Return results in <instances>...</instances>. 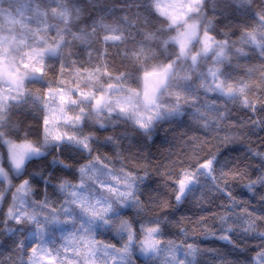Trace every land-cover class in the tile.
<instances>
[{
	"label": "clouds",
	"instance_id": "clouds-1",
	"mask_svg": "<svg viewBox=\"0 0 264 264\" xmlns=\"http://www.w3.org/2000/svg\"><path fill=\"white\" fill-rule=\"evenodd\" d=\"M63 4L70 12L73 33L92 31L93 22L101 18L123 23L135 17L131 0H63ZM44 7L50 9L49 23H58L51 19L56 6ZM187 21L197 27L187 57L180 55L178 47L160 43L146 53L147 65L171 63L174 68V75L157 92L154 104L146 106L143 102L139 78L144 68L137 63L134 72L121 71L131 74L124 88L136 93L133 108L124 112L112 104L110 109L98 111L94 104L89 105L88 115L79 123L57 124L60 140L45 132L46 113L39 103L29 99L10 107L0 121V221L7 220L8 227L16 228L7 212L17 205L24 186L31 189L29 212L33 208L40 212L39 205L45 201L62 210L72 198L60 186L83 183L81 167L95 162L121 177L136 178L132 191L136 200L120 203L113 197L110 215L125 218L136 228L145 222L157 224L161 247L165 241L180 246L179 264H185L188 246L202 249L194 259L187 258L188 264H219L220 260L255 264L264 254V183L254 184V190H249L248 184L264 175V156L256 155L257 151L264 153V128L249 123L256 114L249 115L244 97L226 95L219 82L227 81L235 88L245 76L246 66L264 65V52L244 40L250 33L264 37V0H199L197 11L190 13ZM161 26L166 27L162 20L156 29ZM205 33L215 42L207 52L203 51ZM170 35L174 32L165 38ZM96 37L102 41L103 33ZM210 68L220 71L216 82L208 74ZM48 74L53 76L54 70ZM249 82L256 84V78ZM46 88L44 82L25 84V92L31 90L33 95ZM127 94L121 90L111 99ZM260 95L257 87L247 93V98L252 101ZM137 113L142 114L146 126L137 123ZM25 140L34 151L17 168L7 142ZM206 160L212 162L210 167L203 166ZM185 171L193 176L184 193L178 195L176 181ZM89 187L103 191L99 183L89 182ZM240 201L245 202L243 208ZM72 207L75 220L62 225L63 230L77 228L76 221H87L78 203L73 201ZM246 209L251 210L247 219L255 226L252 230H245L241 217ZM226 214H231V231L227 233L221 223ZM97 226L100 238L114 243L120 240L116 232L100 227L99 222ZM33 227L25 223L17 234L30 232ZM9 235L0 232V246H9ZM221 235L225 238H219ZM137 238L142 239V235L137 233ZM209 248L215 252L204 251ZM134 256L136 264H161L160 257L140 251Z\"/></svg>",
	"mask_w": 264,
	"mask_h": 264
},
{
	"label": "snow or ice",
	"instance_id": "snow-or-ice-1",
	"mask_svg": "<svg viewBox=\"0 0 264 264\" xmlns=\"http://www.w3.org/2000/svg\"><path fill=\"white\" fill-rule=\"evenodd\" d=\"M43 4L55 5L57 11L51 15L58 23H49L50 9ZM148 7L158 20L165 22L166 27L161 26L155 30H141L143 40L139 41V47L126 51L127 58L135 63H140L144 68L142 77L143 102L151 105L155 103L157 92L165 85L170 76L174 75L173 64L147 65V56L144 44L157 42L165 47H178L182 57H187L190 44L197 35V27L190 24L187 17L197 11L199 0H148ZM26 15L20 18L0 22V121L7 115L10 107L16 104L26 103L30 99L33 103H39L45 111L43 124L45 132L54 140H60L62 134L57 127L61 122L77 124L88 115L87 106L95 105L96 109L111 108L115 104L121 111L127 112L133 108V98L136 93L131 89H125L130 73L114 71L108 59L98 58L93 61L92 52H88L87 61L74 58L71 50L72 41H81L87 44L100 32L103 33V56L109 55L108 47L125 43L130 32L127 28H134L141 22V14L137 12L134 18L121 22H107L103 18L94 21L92 31L81 29L79 33L70 30L71 16L63 0H26V6L22 10ZM148 16H144L142 23L144 28L149 24ZM64 24V27H60ZM126 25V27L122 26ZM168 38L165 34L173 33ZM71 37V40H69ZM247 45L259 48L264 52V37L257 33H250L244 37ZM215 42L207 33L203 39V51L207 52ZM51 58H58L56 65H50ZM193 63L196 56L191 57ZM222 61L218 60L217 63ZM54 70V75L49 76V71ZM209 76L217 81L220 71L218 68H210ZM185 78H187L185 76ZM256 78V84L249 81ZM26 82H44L46 89L33 95L32 91L25 92ZM220 90L226 95L243 96L248 105L249 115L256 116L249 123L258 124L264 128V65H248L245 68V76L238 80L236 87L227 81H221ZM226 85V86H225ZM259 88L262 95L249 101L247 93L253 88ZM125 90L127 95L117 96L112 100L114 93ZM99 93V94H98ZM137 113V123L146 126ZM10 153L17 168H19L26 156L34 151L33 145L28 141L20 143L8 141ZM256 155L264 156L259 151ZM211 161L206 160L204 167H210ZM83 183L79 185L62 184L61 190L68 193L72 201H66L65 207L58 210L48 202H41L40 212L33 208L28 211L31 189L24 186L18 194V203L14 208H9L7 216L15 223L16 228L8 227V221H0V232H8L7 237L11 243L7 248L0 246V264H136L134 253L140 251L149 257H160L161 264H179L180 246L175 241H165L161 247L159 227L152 222H145L138 228L134 227L125 218H114L110 215L109 201L115 197L120 203L128 200H136L132 195L136 178L130 175L121 177L117 171L98 166L95 162L87 163L80 169ZM193 174L185 171L176 183L178 195L184 193L185 186L192 179ZM89 182L99 183L102 192H96L89 187ZM264 183V175L249 181V190H254V184ZM264 199V197H261ZM81 206V211L87 217V221H76L78 227L73 230H63L65 225L75 217L72 214V202ZM33 203H35L33 201ZM244 201L239 202L243 208ZM236 207V203L232 205ZM46 210V214H45ZM43 215V221L41 220ZM221 217V223L225 226V232L231 231L229 216ZM251 210H244L241 217L245 220V230H252L255 226L248 220ZM203 219V218H201ZM99 226L110 229L120 236V240L112 242L99 236ZM35 225L30 232H17L25 224ZM137 233L142 239L137 238ZM216 235L215 233H211ZM187 236V233H185ZM219 238H225L221 235ZM202 249L188 246L185 248V264L187 258H195ZM204 251L215 252L209 248ZM215 264V261L212 262ZM219 264H227L220 260ZM255 264H264V254L257 257Z\"/></svg>",
	"mask_w": 264,
	"mask_h": 264
},
{
	"label": "trees",
	"instance_id": "trees-1",
	"mask_svg": "<svg viewBox=\"0 0 264 264\" xmlns=\"http://www.w3.org/2000/svg\"><path fill=\"white\" fill-rule=\"evenodd\" d=\"M131 3L133 4L135 14L137 12L141 14V22L138 23L134 28H127L126 25H122L127 28L128 32L131 33L125 43L108 47L107 51L109 55L107 57H104L103 50L105 48V45L97 37H93L87 44H84L81 41H72L71 50L74 54H76L74 58L87 61L89 59L88 52L91 51L92 59L93 61H95L98 58V53L94 50H100L99 58L108 59L111 62L112 69L114 71L127 70L129 72H134L137 68V63L127 58L125 52H130L131 50L140 46L138 42L143 40L141 30H155L157 24L161 20H158L155 16L150 15L151 10L148 7V0H131ZM44 5L45 4H43L42 6ZM25 6L26 0H0V22H4L6 17L18 20L21 15H26V13H23L22 11ZM144 16H148L150 21L147 28H144L142 23V19ZM108 22L111 23L116 21ZM69 40H71V37H69ZM143 46L146 53H148L152 50L153 47L158 46V43L155 41L147 42ZM49 62L56 65L58 63V58H51Z\"/></svg>",
	"mask_w": 264,
	"mask_h": 264
},
{
	"label": "rangeland",
	"instance_id": "rangeland-1",
	"mask_svg": "<svg viewBox=\"0 0 264 264\" xmlns=\"http://www.w3.org/2000/svg\"><path fill=\"white\" fill-rule=\"evenodd\" d=\"M10 19H13V18L6 17V18H5V21H6V20H10Z\"/></svg>",
	"mask_w": 264,
	"mask_h": 264
}]
</instances>
